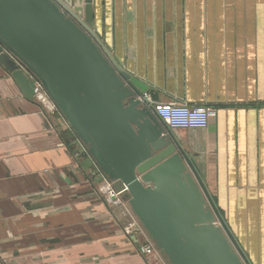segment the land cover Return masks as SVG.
<instances>
[{"label": "crops", "instance_id": "0c3cea01", "mask_svg": "<svg viewBox=\"0 0 264 264\" xmlns=\"http://www.w3.org/2000/svg\"><path fill=\"white\" fill-rule=\"evenodd\" d=\"M93 5L102 43L156 104L214 111L205 130L160 123L206 201L264 264V0ZM106 182L58 110L27 99L0 65V264H167L139 253L149 237L123 231L137 220L107 201Z\"/></svg>", "mask_w": 264, "mask_h": 264}, {"label": "water", "instance_id": "95a60500", "mask_svg": "<svg viewBox=\"0 0 264 264\" xmlns=\"http://www.w3.org/2000/svg\"><path fill=\"white\" fill-rule=\"evenodd\" d=\"M0 65L27 99L42 86L167 264H243L151 110L158 93L102 43L93 0H0Z\"/></svg>", "mask_w": 264, "mask_h": 264}, {"label": "built area", "instance_id": "2783aa9c", "mask_svg": "<svg viewBox=\"0 0 264 264\" xmlns=\"http://www.w3.org/2000/svg\"><path fill=\"white\" fill-rule=\"evenodd\" d=\"M33 81L35 83L33 100H35L44 111H57L42 86L38 82H35L34 79ZM144 97L147 99L149 98L146 94ZM151 110L159 122L171 130H205L209 126L210 119L215 116L214 111L209 108L177 103L165 105L153 103ZM101 190L109 203L114 205L122 204L120 197L123 194L115 192L108 181ZM126 233L143 236L146 234L138 221L131 223L126 229ZM138 251L146 257L155 256L158 259L162 258L149 238L138 246Z\"/></svg>", "mask_w": 264, "mask_h": 264}, {"label": "rangeland", "instance_id": "374dc122", "mask_svg": "<svg viewBox=\"0 0 264 264\" xmlns=\"http://www.w3.org/2000/svg\"><path fill=\"white\" fill-rule=\"evenodd\" d=\"M95 24V23H94ZM189 171V170H188ZM124 196L120 197V200L122 202V204H126L127 202L124 200L123 198ZM208 205L210 207V209L212 210L214 217L216 219V224L222 229V231L224 232V234L226 235V237L228 238L231 246L233 247L234 251L238 254V256L240 257L241 261L243 264H260L261 260L256 258L253 259L251 256L255 255V254H259L260 250H257L255 245H253L252 243H245L244 241H239L240 236L239 235H235L233 233V231L231 230L230 226H228L227 224V219H226V211H216L215 209H213V206L211 205L210 202H208ZM121 204V205H122ZM218 213L221 215H218ZM131 225V224H130ZM127 225L125 226L126 229L130 226ZM124 232H126L125 228L123 230Z\"/></svg>", "mask_w": 264, "mask_h": 264}, {"label": "trees", "instance_id": "16d2710c", "mask_svg": "<svg viewBox=\"0 0 264 264\" xmlns=\"http://www.w3.org/2000/svg\"><path fill=\"white\" fill-rule=\"evenodd\" d=\"M218 215L220 216V214L218 213ZM221 217V216H220Z\"/></svg>", "mask_w": 264, "mask_h": 264}]
</instances>
